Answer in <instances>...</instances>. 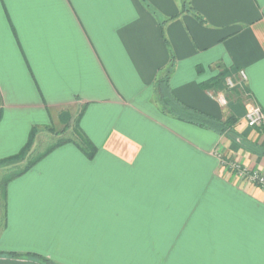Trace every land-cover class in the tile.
<instances>
[{"label":"crops","instance_id":"obj_1","mask_svg":"<svg viewBox=\"0 0 264 264\" xmlns=\"http://www.w3.org/2000/svg\"><path fill=\"white\" fill-rule=\"evenodd\" d=\"M171 63L173 96L233 116L235 131L264 149V131L245 120L249 102L264 111V0H0V162L22 152L33 127L35 150L80 108L98 149L88 159L63 145L9 183L0 253L53 264H264V191L223 163L264 173V156L164 111L155 85ZM217 77L216 91L202 86Z\"/></svg>","mask_w":264,"mask_h":264},{"label":"trees","instance_id":"obj_2","mask_svg":"<svg viewBox=\"0 0 264 264\" xmlns=\"http://www.w3.org/2000/svg\"><path fill=\"white\" fill-rule=\"evenodd\" d=\"M174 70V64H170L165 69V73L158 78L156 81V89L158 92V102L163 107L164 111L169 113L171 116L178 118L181 121H185L189 124H193L200 128L209 130L211 132L217 133L220 136H227L230 140L235 142L241 147H245L253 153H256L259 156H264V149H261L259 146L248 143L247 139L244 136L238 134L235 131V126L237 124V119L233 116L229 117L226 121L217 119L209 114L203 113L201 111L195 110L190 108L187 105H183L175 96H173V91L171 88V76ZM226 73H223V78H226ZM222 78V79H223ZM219 77L204 83L202 86L205 89L215 91L218 89V84L222 81ZM2 99L0 97V118L2 116ZM84 108L79 112L78 116L73 119L72 115L69 112L63 113V117L61 119V124L63 125V129L60 131L61 133L65 134L69 130L72 131L73 137L72 138H60L55 143L50 145L47 150L35 154L34 153V146L36 143V138L40 131L39 128L33 127L29 141L27 145L23 148L22 152L18 155L4 159L0 162V166L2 168H10L8 172H6L2 177H0V199L2 203V208L4 209V215L7 213V199H8V186L9 183L12 182L15 178L23 176L28 171H30L36 163H39L42 159L48 156L53 150L66 145V144H75L79 150L88 158L94 159L97 155L98 149L95 144L87 137L84 131L81 128L80 122L81 118L84 114ZM54 135L60 136V133L55 132L54 128L52 129ZM14 166V167H13ZM6 218V216H5ZM4 222V220H3ZM0 256H5L9 258H31L38 260V262H42L44 264H53L52 261L49 259L37 255V254H19L14 252H1Z\"/></svg>","mask_w":264,"mask_h":264},{"label":"built area","instance_id":"obj_3","mask_svg":"<svg viewBox=\"0 0 264 264\" xmlns=\"http://www.w3.org/2000/svg\"><path fill=\"white\" fill-rule=\"evenodd\" d=\"M247 74L244 71L239 73V81L240 83L247 82ZM237 82L232 78L228 77L225 79V88L228 90H234L237 88ZM219 102L221 105H227V99L222 95L219 96ZM245 120L247 126L254 130H262L264 131V111L255 103L247 104V112L245 115ZM223 163L233 172H235L241 178H245L248 181L252 182L254 185L260 187L264 191V173L258 169H250L244 167L240 162L236 161H226Z\"/></svg>","mask_w":264,"mask_h":264},{"label":"rangeland","instance_id":"obj_4","mask_svg":"<svg viewBox=\"0 0 264 264\" xmlns=\"http://www.w3.org/2000/svg\"><path fill=\"white\" fill-rule=\"evenodd\" d=\"M82 109L83 108H80V111ZM53 126L55 127L54 128V131L60 133V136L54 135V134H47L45 136L40 137L39 138L40 140H39V142L37 144V147L34 150V153L35 154H38V153H41V152L47 150V148L50 145H52L53 143H55L60 138H72L73 137V133L70 130L67 133H65V134H63V133L60 132L62 130V126L59 125V122L58 121H55V125H53ZM2 232H3V230H0V235L2 234Z\"/></svg>","mask_w":264,"mask_h":264}]
</instances>
